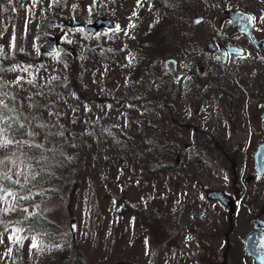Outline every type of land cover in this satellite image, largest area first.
I'll return each mask as SVG.
<instances>
[{"label": "rangeland", "instance_id": "374dc122", "mask_svg": "<svg viewBox=\"0 0 264 264\" xmlns=\"http://www.w3.org/2000/svg\"><path fill=\"white\" fill-rule=\"evenodd\" d=\"M246 1L257 7L260 28L264 0ZM210 4L196 0L194 10L205 15ZM101 12L111 13L113 29L88 35L59 25L62 19L92 22ZM162 18L150 0H0V96H17L30 138L43 152L64 156L48 187H29L30 204L13 190L0 192V264L39 263L68 241L82 264H256L244 238L254 217L264 220V176L254 172V154L264 142L258 108L264 77L260 87L255 81L264 68L242 36L235 38L245 58L186 55L198 43L206 50L212 28L194 23L193 43L184 37L181 17L162 54L147 53L156 60L152 70L158 77V65L168 72V57L182 69L204 68L195 82L186 77L158 90L130 60L137 40ZM41 20L50 31L38 30ZM38 32L58 36L59 50L41 51L47 37ZM159 95L172 105V119ZM143 126L155 130L150 138ZM5 143L0 171L29 182L34 172L22 144ZM250 175L255 178L248 182ZM214 189L237 199L235 211L208 197ZM33 213L50 220L52 242L21 225ZM154 220L158 241L150 233Z\"/></svg>", "mask_w": 264, "mask_h": 264}, {"label": "trees", "instance_id": "16d2710c", "mask_svg": "<svg viewBox=\"0 0 264 264\" xmlns=\"http://www.w3.org/2000/svg\"><path fill=\"white\" fill-rule=\"evenodd\" d=\"M159 2L154 1V5L156 6V8L161 9L163 18L161 20L155 21L152 25H150L147 28L148 31L146 35L137 40V44L133 46V48H138L136 51L137 55L135 59L131 58L130 62L135 66V68H138L139 70H145L147 73H149L151 75L149 77V82H156V84H158V87L156 88L158 90H161L166 89V85L170 83L176 84V82L172 79V76L169 72L160 73L163 67L161 68L160 65L157 64L159 66V69L156 71L160 75L158 77L156 72L154 73V71L152 70L153 64L156 60L154 62H151L150 58L147 56V53L149 51H152L155 53V55L160 56L165 49V47L162 45L163 42L168 37L171 38L173 36L172 32L174 31L175 27L178 26L179 22L181 21V17L186 18L185 20L187 24L191 22L190 18L195 11V0H160ZM100 15L102 16L104 15V13L101 12ZM105 15L110 17L111 13H106ZM75 17H79L78 13L75 15ZM180 26L185 29L184 37L186 39L190 40L193 43H198L196 34H194L184 24H181ZM51 27L52 26L48 25L46 21H42L39 24L38 30L40 32H45V30L50 31ZM38 34H40L41 37H48L45 33L38 32ZM86 34L90 35V33ZM147 45L149 50L144 49ZM200 45L201 44L199 43L197 44V50L187 49L186 55H189L191 57L196 56V59H198L199 61H204L205 57L207 56H205L206 54L204 53V51L199 50ZM64 46L66 48L67 44H65ZM237 57L245 58V56ZM164 58L165 57H160L159 60H162ZM1 60L2 59L0 58V61ZM74 63L75 60H73L72 62V68L75 67ZM191 69L193 70V74L191 77L195 82L198 79V73H200L201 71L197 68L196 64H193ZM255 85L257 87L260 86V81L258 79L255 81ZM140 88L141 87L137 85L135 86V89ZM159 96L164 103V106H167V109L169 110V113L167 112V116L172 119V105L166 99H164V95ZM17 98V96H12L6 93H3L0 96V143L6 146L5 140H7L13 142L15 145L22 144V146L20 145L21 151L23 153L25 152L28 155L34 173L32 179L29 182L21 184L15 177L4 171H0V192H4L5 189L13 190L16 193L18 200H22V204L26 206L31 203L33 196L31 193H28V195H26V193L29 191V187H34L36 185H47L46 187H48L52 183L55 176V173H53V166L55 168L58 163L62 164L64 156L61 152H43L42 144L30 138L28 122H26L20 115L21 109ZM161 124L162 121L160 119L158 121V127H161ZM140 130H143L145 137L149 136V138L155 131L150 129L149 126H147L146 128L145 126H143L140 128ZM42 133L47 134L46 132ZM127 137L128 136L121 134V138L124 141H127ZM59 166L61 165H58L57 169L59 168ZM160 170H163L162 167ZM52 174L53 176L50 179V176ZM140 219L143 220L141 217ZM155 222L156 221L154 220L152 223H150L152 227L150 233L158 241V239L160 238L159 233L153 230L155 226H152L156 225ZM21 225L28 232L37 233L48 242L53 241L51 234L54 231H51V233H47L48 229H50V220L44 216H41L39 213L25 214L21 219ZM57 250L58 251L56 253L49 256H45V254H43L40 262L34 264H76L77 262L79 264H82L80 255L75 248L73 241L65 242V245L58 247Z\"/></svg>", "mask_w": 264, "mask_h": 264}, {"label": "water", "instance_id": "95a60500", "mask_svg": "<svg viewBox=\"0 0 264 264\" xmlns=\"http://www.w3.org/2000/svg\"><path fill=\"white\" fill-rule=\"evenodd\" d=\"M223 4L222 0H218ZM224 5V4H223ZM230 18L234 21L237 29L241 32L248 34L251 37L252 42L261 50H264V39L258 40L253 32V16L242 10L229 11ZM203 16L195 17L196 23L203 21ZM61 26H78L82 27L85 32L99 33L104 29H112L114 23L111 18L106 16H100L94 19L92 22H84L82 19H62L60 20ZM60 38L58 36H50L45 38L40 43L41 51L56 53L59 50ZM207 48L210 51L218 53L222 59L226 60L229 54L242 55L244 49L236 45H232L231 42L216 47L214 44H208ZM166 69L173 74L176 81L181 80L184 76L190 72L188 70H181L178 67V61L170 57L165 60ZM199 105H196L195 111L198 110ZM264 118V109L260 115ZM255 158V170L258 176L264 175V142L260 143L254 155ZM253 176H249L247 181L252 180ZM208 196L211 199L218 200L227 206L231 211L235 209V199L226 194L222 190H210ZM254 229L250 231L244 238L246 253L254 258L256 264H264V220L260 218H253ZM73 232L76 228V223H72Z\"/></svg>", "mask_w": 264, "mask_h": 264}, {"label": "flooded vegetation", "instance_id": "af4514ba", "mask_svg": "<svg viewBox=\"0 0 264 264\" xmlns=\"http://www.w3.org/2000/svg\"><path fill=\"white\" fill-rule=\"evenodd\" d=\"M154 1L159 2L160 0H154ZM154 1L150 0V2L153 5H154ZM209 1H211V4L207 8L205 15L198 14L197 10H195L194 13L192 14L191 18H190L191 22L188 24L184 23V25L187 26L189 29H191L194 27V23L200 24V23H196L194 18L197 16H203L204 19L202 22L207 21L209 26L212 28V40L213 41L209 42L208 44L212 43L216 47H219L223 44L231 42L232 45H236V46L244 49V54H242L241 56H247L245 53L246 52L245 46H243L239 42H237V40H236L237 38H235L236 36H242L244 39H246L254 47V50L252 52L255 54L256 59H257L255 63H257L258 65H261V67L264 68V50H261L260 48H258L252 42L251 37L248 34L239 31L237 29L234 21L230 18V15H229V11H233V10L234 11L235 10H242L244 12L251 14L253 16V22H254L252 30H253L256 38L258 40H262V39H264V25H262L260 28L256 26V15L255 14H256L257 7L256 6L251 7L250 4L248 3V1H246V0H222L224 5L222 3H220L218 0H209ZM207 2H205L204 4L207 5ZM159 3H161V2H159ZM195 5H196V0L194 3V6ZM159 10L161 12L160 8H159ZM203 51L206 55L208 53H210L212 55H215V56L221 58V56L218 53L210 51L208 48H206V50H203ZM230 56H240V55L229 54L228 58ZM191 68H192V64H191L190 69H188V70H190V75H188L189 77H191V74H193V70ZM199 68L201 69L202 66ZM256 75H257L256 78L260 81V86H262L263 79L261 77H264V72L259 70L256 72ZM258 108L263 111L264 104L262 101L259 102ZM262 111H261V113H262ZM261 113H260V115H261ZM262 119H264V118H262Z\"/></svg>", "mask_w": 264, "mask_h": 264}]
</instances>
